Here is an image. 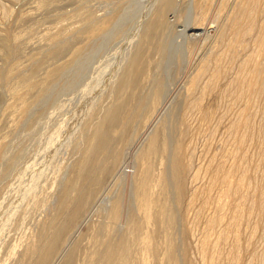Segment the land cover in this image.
<instances>
[{"label":"rangeland","instance_id":"obj_1","mask_svg":"<svg viewBox=\"0 0 264 264\" xmlns=\"http://www.w3.org/2000/svg\"><path fill=\"white\" fill-rule=\"evenodd\" d=\"M137 1L0 0V264L36 262L102 132L106 150L76 184L86 202L49 264H264V53L251 102V78H238L259 30L242 22L249 0ZM221 56L230 68L215 74Z\"/></svg>","mask_w":264,"mask_h":264},{"label":"bare ground","instance_id":"obj_2","mask_svg":"<svg viewBox=\"0 0 264 264\" xmlns=\"http://www.w3.org/2000/svg\"><path fill=\"white\" fill-rule=\"evenodd\" d=\"M139 1V0H138ZM137 1V2H138ZM143 0H140V2H142ZM166 1V5H167V7L168 8H172L173 7V5H174V1L173 0H165ZM164 2V1H163ZM211 2H212V0H211ZM231 2V1H230ZM151 5V4H150ZM242 6V5H241ZM260 7H262V9H264V4H261V1L260 0H249V3L246 5V7L244 8V11L242 10V9H240L239 11H242L243 13L242 14H240L242 17H244V18H242V22H243V24H244V22H245V24L247 25V26H250V27H252V28H259V30L258 31H256V32H258L257 34H256V36L254 37V39H253V45L251 46V48L249 49L250 51H249V54L247 55V57L249 56V58L245 61L244 59H243V61L240 63V72H239V79L240 80H242V81H244V80H246L247 79V77H250L251 79L249 80V87L250 86H253V89L251 90L252 91V97H250L249 98V100H250V102H251V99L256 95V91H254V89H256V86L258 85V83L262 80L261 78H260V76L258 75V76H255V77H252V73L254 72L253 70H252V68L251 67H253L254 65L255 66H257L258 64H259V60H258V56H259V54H261V53H264V16H262V21L260 22V25H259V22H258V20H256L257 18V11H258V9L260 8ZM161 8V7H160ZM238 11V12H239ZM153 12V11H152ZM206 13H208V12H206ZM239 14V13H238ZM7 15V14H6ZM200 16V15H199ZM202 16V15H201ZM106 17V16H105ZM205 18V17H204ZM101 19V18H100ZM235 20V19H234ZM240 20V19H239ZM198 21V20H197ZM96 22V21H95ZM248 22V23H247ZM98 23H99V21H98ZM97 23V24H98ZM106 23V22H105ZM96 24V25H97ZM103 24H104V21L102 22V25L100 26V29L101 28H103ZM233 24V26H235L236 24H237V22L235 23V25H234V23H232ZM240 24V23H239ZM238 24V25H239ZM106 25V24H105ZM196 25V24H195ZM245 25V26H246ZM207 26V25H206ZM233 26H232V28H233ZM97 27V26H96ZM197 27V28H196ZM196 27H194V28H192L193 30H198L199 28H198V26H196ZM238 27H241V26H238ZM109 28V27H108ZM204 28V27H203ZM243 28V27H242ZM235 29V28H234ZM237 29V28H236ZM99 30V29H98ZM244 30H246V29H244ZM256 30V29H255ZM88 31V30H87ZM247 31V30H246ZM92 32V31H91ZM238 32V31H237ZM242 32V31H241ZM88 33H90V32H88ZM93 33V32H92ZM222 33V32H221ZM226 33V32H225ZM233 33V32H232ZM240 33V32H239ZM243 33V32H242ZM244 33H246V32H244ZM243 33V34H244ZM228 34V33H227ZM248 34H249V32H248ZM223 35V34H222ZM231 35V34H230ZM237 35V34H236ZM239 35V34H238ZM224 36V35H223ZM232 36V35H231ZM241 36V35H240ZM244 36H246L245 34H244ZM253 36V35H252ZM229 37V36H228ZM16 38V37H15ZM244 38V37H243ZM17 39H18V36H17ZM222 39H225V38H223L222 37ZM228 39V38H227ZM226 39V40H227ZM237 39V38H236ZM240 39H242V38H240ZM248 39V38H247ZM229 40V39H228ZM241 41V40H240ZM228 42V41H227ZM232 42V41H231ZM57 43V42H56ZM163 43V42H162ZM229 43V42H228ZM240 43V42H239ZM246 43V42H245ZM227 44V43H226ZM231 44V43H230ZM230 44H228V45H230ZM233 44V43H232ZM243 47H244V45H243ZM213 48V47H212ZM224 49V48H223ZM222 49V50H223ZM162 50V49H161ZM225 50H227V49H225ZM212 53V52H211ZM218 53V52H217ZM216 53V54H217ZM225 53V52H224ZM215 54V55H216ZM228 54V53H227ZM232 54V53H231ZM221 55H222V53H221ZM229 55V54H228ZM232 56V55H231ZM216 57V56H215ZM205 58V57H204ZM206 58H208V57H206ZM210 58H211V56H210ZM259 58H261V56L259 57ZM212 59V58H211ZM216 59V58H215ZM78 60V59H77ZM204 61V65L202 66V68L203 67H208V65L210 64V63H212V61L211 60H208V59H203ZM231 60V59H230ZM263 61V60H262ZM201 62H202V60H201ZM258 63V64H257ZM213 66H214V71H215V74L216 73H218V74H222V72L224 71H227V70H229V66H230V62L228 61V60H226L223 56H221V57H218V59H217V63L214 61L213 62ZM206 65V66H205ZM262 65V64H261ZM64 66V65H63ZM66 68V67H65ZM239 68V67H238ZM54 69V68H53ZM60 68H56V69H54L53 71H52V73L50 74V75H48L47 77H48V79H50L51 81H53L54 79H57L56 77L59 75V73H60V70H59ZM62 69V68H61ZM207 69V68H206ZM205 69V70H206ZM259 69V68H258ZM14 70V69H13ZM239 70V69H238ZM50 71V70H49ZM18 72V71H17ZM255 73V72H254ZM11 74V73H10ZM210 74V73H209ZM259 74V73H258ZM196 75V74H195ZM50 76V77H49ZM193 76H194V74H193ZM197 76V75H196ZM213 76V75H212ZM216 76V75H215ZM214 76V77H215ZM8 77V76H7ZM46 77V78H47ZM214 77H212V79L214 78ZM126 78L127 77H125V78H123L122 80V84H120L121 85V88H123L122 86H124V84L125 83H127V82H125V80H126ZM160 78V77H159ZM196 78V77H195ZM263 78V77H262ZM125 79V80H124ZM43 80H44V78H43ZM193 80V79H192ZM19 81V80H18ZM17 81V82H18ZM194 81V80H193ZM236 81V80H235ZM31 82L32 81H30V84H27V85H24V87L23 88H25V87H28V88H31L32 90H34L33 88H35V87H37V86H31ZM208 82V81H207ZM47 84V82H44L43 83V81L40 83V85H41V87H40V91H44V90H46L49 86L47 85V87L45 86L46 84ZM121 83V82H120ZM157 83V82H156ZM45 84V85H44ZM51 84H53V83H51ZM54 85H55V83H54ZM119 85V86H120ZM158 85V84H157ZM45 86V87H44ZM158 86H160V85H158ZM226 87H228V85L226 86ZM235 87V86H234ZM248 87V88H249ZM120 88V87H119ZM21 89V88H20ZM37 89V88H36ZM36 89H35V91H36ZM237 89V88H236ZM242 89V88H241ZM22 90H26V92L25 93H23L22 94ZM22 90H20L19 92H18V88H17V90L15 89L14 91H13V93H14V95H15V98L16 97H18V98H16V101L17 102H20V104L22 105H25L26 103L24 102V99H25V97H24V95L27 93L28 94V92H27V88L26 89H22ZM29 90V89H28ZM38 91V90H37ZM162 91V90H161ZM224 91H226V90H224ZM228 91V90H227ZM239 91V90H238ZM236 92L237 93V96H236V98H243V99H245L246 98V96H247V93H248V91H247V89L245 90V89H243V90H240L239 92ZM18 92V93H17ZM32 92V91H31ZM162 93V92H161ZM223 93V92H222ZM234 94H236L235 93V91L233 92ZM40 94V93H39ZM227 94V93H226ZM233 94V95H234ZM249 94V93H248ZM14 95H12V96H14ZM35 95V94H34ZM230 95V94H229ZM228 95V96H229ZM232 95V94H231ZM254 95V96H253ZM27 96V95H26ZM224 96H225V92H224ZM257 96V95H256ZM226 97H227V95H226ZM231 97V96H230ZM13 98V97H12ZM224 98V97H223ZM228 98V97H227ZM226 98V99H227ZM13 100V99H12ZM222 100V99H221ZM248 100V99H247ZM256 100V99H255ZM254 100V101H255ZM196 101V100H195ZM24 102V103H23ZM15 103V102H14ZM13 103V104H14ZM193 103V102H192ZM20 104H16L17 106L18 105H20ZM15 105V106H16ZM10 106V105H9ZM11 107H13V105L12 106H10L9 107V109L11 108ZM19 107H22V106H19ZM27 107V106H26ZM25 107V108H26ZM8 108V107H7ZM7 108H5L4 109V111L7 109ZM17 108V109H16ZM15 109L19 112V109H18V107H16ZM198 108V104H196V103H194L192 106H191V108H189V110H188V112L190 111L191 112V110L193 109V110H196ZM12 109V108H11ZM15 109H13V110H15ZM12 110V111H13ZM20 110H22V108L20 109ZM6 111H8V110H6ZM11 111V112H12ZM17 111H14V112H16L17 113ZM23 112V111H22ZM5 113V112H4ZM15 113V114H16ZM19 114V113H18ZM21 115H22V113H20ZM117 114H118V110H112V113L109 115V116H107L108 117V123L109 124H114V122H116V118H117ZM202 114H204L205 116H206V112H202ZM3 115V114H2ZM108 115V114H107ZM224 115V114H223ZM14 116V115H13ZM242 116V115H241ZM18 117V116H17ZM206 118V117H205ZM249 119V118H248ZM14 120H15V117H14ZM107 121V120H106ZM105 121V122H106ZM247 121V120H246ZM103 123V122H102ZM103 131V130H102ZM108 131V130H107ZM100 132V131H99ZM96 133V132H95ZM109 138V137H108ZM113 139H115V138H113ZM95 141V143H93L92 144V146H91V149H90V153H89V151H88V154H90V157H91V159H89V157H88V159L86 160H82V161H84L83 163H81L80 165H78V166H76L77 167V169H75V177H74V180H72L71 178H70V180H68V179H66L67 181H66V185L63 187V189H62V192L60 193V195H59V198L57 199L58 201H57V208H56V212H55V216H54V218H53V221H51V223L49 224V225H47V227H48V229H47V227H46V229L47 230H49L48 232H47V230L45 229V233H46V235H45V233L44 232H41L40 231V235L39 236H41V233L42 234H44V236L41 238V239H39V240H42L41 241V248L40 249H38L39 251V256H38V259H36V262L34 263V264H47L51 259H52V257H56L54 254L56 253V249H58V244H59V242L61 241V239H62V237H65L66 236V234L67 233H69V231L71 230V228H72V226H73V224H74V222H75V220H77L78 218H79V216H80V213H81V211H82V208H83V206H84V202H86L85 200H86V197H85V195H84V193H83V191L82 190H77V180H78V178H79V180H80V177H82V176H85L86 174H90L91 172H92V162H93V160H94V156L95 155H97V154H100L101 152H103L104 150H106V146H107V142H108V140H107V132H102V133H100V134H98L97 133V135L96 136H94L93 137V139H92V141ZM151 141V140H150ZM154 141V140H153ZM153 143H155V141L153 142ZM153 143H151V145H150V147H149V149L151 150V152H152V149L154 148V144ZM2 144V143H1ZM10 145V144H9ZM157 145V144H156ZM90 148V147H89ZM177 149V148H176ZM9 150V149H8ZM154 152V151H153ZM87 155V154H86ZM89 156V155H88ZM126 158V157H125ZM177 160V159H176ZM175 162V161H174ZM177 162V161H176ZM95 168V167H94ZM85 169V170H84ZM90 169H91V172H90ZM144 172H146V171H144ZM143 172V173H144ZM169 172V171H168ZM93 175V174H92ZM145 175V174H144ZM145 177V176H144ZM177 176H176V174H175V178H176ZM174 178V177H173ZM82 179V178H81ZM143 179V178H142ZM141 179V180H142ZM245 180V179H244ZM243 182V181H242ZM140 189H141V193H139L140 195H139V202H140V207L141 208H143L144 209V214H147V217H148V215H149V210H151L150 209V206H151V202H150V199H149V197H148V195H147V191H146V189H147V186H148V178H147V176L142 180V182L140 181ZM85 184V183H84ZM171 184V183H170ZM116 186V185H115ZM129 187V186H128ZM55 188H56V186H55ZM173 190V189H172ZM58 191V190H57ZM178 191V190H177ZM167 192V191H166ZM46 194V193H45ZM177 194V193H176ZM166 195H167V193H166ZM42 197V196H41ZM175 197V196H174ZM231 197V196H230ZM45 199V198H44ZM114 206H116V205H114ZM118 207H120V206H118ZM38 209V208H37ZM53 209V208H52ZM119 209V208H118ZM165 209L166 208H164V211H165ZM122 210V209H121ZM142 210V209H141ZM119 210H116V208L114 209V214L115 215H117V212H118ZM54 212V211H53ZM122 212V211H121ZM167 212H168V210H167ZM163 213H165V212H163ZM15 218V217H14ZM18 218V217H17ZM47 218V217H46ZM116 218V217H115ZM114 218V219H115ZM43 219V218H42ZM147 219V218H146ZM120 220V219H119ZM148 220H149V218H148ZM147 220V221H148ZM171 218L170 217H168V222H170L171 223ZM47 221V220H46ZM44 223V222H43ZM76 223V222H75ZM19 224V223H18ZM29 224V223H28ZM45 224V223H44ZM118 224V223H117ZM43 229H44V227L43 226H41ZM44 231V230H43ZM72 231V230H71ZM23 233V232H22ZM22 235V234H21ZM65 235V236H64ZM68 235V234H67ZM70 235V234H69ZM38 236V237H39ZM30 237V236H29ZM22 242V241H21ZM39 242V241H38ZM40 243V242H39ZM36 246V245H35ZM38 246H40L39 244L37 245V247ZM33 244H32V247H29L28 249H27V256L28 255H30V254H32L33 253ZM107 252V251H106ZM21 253V252H20ZM61 253V252H60ZM38 254V253H37ZM56 254H58V253H56ZM19 255V254H18ZM35 255V254H34ZM26 256V255H25ZM34 260V259H33ZM24 261V260H23ZM26 261V260H25ZM69 261V260H68ZM33 262V261H32ZM23 263V262H22ZM26 263H27V261H26ZM70 262H68L67 264H69ZM25 264V263H24ZM49 264V263H48Z\"/></svg>","mask_w":264,"mask_h":264}]
</instances>
